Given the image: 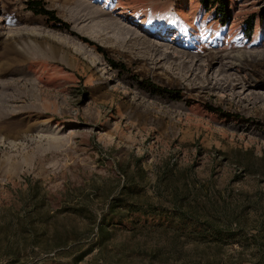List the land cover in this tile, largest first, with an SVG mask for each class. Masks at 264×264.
Here are the masks:
<instances>
[{"label":"rangeland","instance_id":"1","mask_svg":"<svg viewBox=\"0 0 264 264\" xmlns=\"http://www.w3.org/2000/svg\"><path fill=\"white\" fill-rule=\"evenodd\" d=\"M27 1L0 0V264H264V0H40L68 29Z\"/></svg>","mask_w":264,"mask_h":264},{"label":"trees","instance_id":"2","mask_svg":"<svg viewBox=\"0 0 264 264\" xmlns=\"http://www.w3.org/2000/svg\"><path fill=\"white\" fill-rule=\"evenodd\" d=\"M209 0H202V2L204 4H206ZM27 4V8L29 10H31L33 13L35 14H39V15H43L46 17V19L51 22L53 25L55 26H59L60 28H65L68 29L69 24L65 21H63L62 19H60L59 17L56 16L55 12L53 10L47 9L42 5V1L40 0H28L26 2ZM214 11L217 15V18L219 21H221L222 23L225 22V19L227 18L228 15V7H227V0H216L215 4H214ZM252 25H253V19L251 18L249 23L247 24L246 27V34L250 35L251 31H252ZM150 86H153V88H158L159 90L166 92V93H170L172 94L173 91L170 89H166V88H161L158 87L157 85H154L152 83H149ZM133 203H131L129 200H127L126 198H114L110 201L109 205H108V212L109 213H116L115 208L122 206L124 208H129L132 206ZM121 218H123L124 216L121 215Z\"/></svg>","mask_w":264,"mask_h":264}]
</instances>
